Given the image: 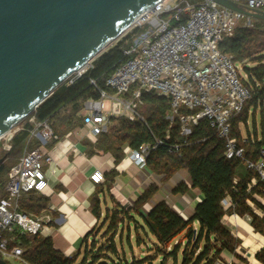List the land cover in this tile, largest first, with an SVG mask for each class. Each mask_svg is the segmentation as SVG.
Listing matches in <instances>:
<instances>
[{
	"label": "trees",
	"instance_id": "16d2710c",
	"mask_svg": "<svg viewBox=\"0 0 264 264\" xmlns=\"http://www.w3.org/2000/svg\"><path fill=\"white\" fill-rule=\"evenodd\" d=\"M185 20L186 16L183 17V21ZM241 24L235 28L231 36L223 37L219 47L222 51L232 54L237 65H243L244 76L241 80L250 89L251 98L232 118L231 136L236 137L239 144L244 146L245 157L256 161L259 159L260 150L264 147V140L259 142L258 138L247 136L244 137L247 138L244 141L239 124L248 121L251 109L254 114L256 107L264 103V20L252 19L251 26ZM141 30L134 29L132 33L112 43L94 58L92 66H89L85 73L73 83L65 81L60 84L35 108L31 113L35 122H48L54 134L45 143L31 136L35 124L25 119L20 129L13 135L11 146L0 158V203L7 198L8 192L5 186L9 171L18 163L24 152L39 149L46 153L71 131L84 126V117L81 114L84 102L88 99H98L103 89L110 91L105 85L106 79L116 66L126 60L123 49L132 42V36ZM248 63L255 65L250 67ZM93 80L96 85L92 84ZM141 99L144 108L141 107L140 110L145 116L146 124L122 117H110L107 130L98 135L95 146L112 153L118 163L124 156L125 146L137 148L144 143L163 140V143L148 156L147 169L160 176V181L163 182L168 181L179 170L186 169L189 173L190 185L182 181L172 192L184 194L190 188H198L201 192V201L196 204L193 214L187 219L165 201L156 203L149 212L145 213L142 208L159 188L153 183L135 200L131 208L118 206L106 212L105 222L109 223V230L116 233L121 223L134 221L141 216L149 232L166 247L165 252L171 249L169 246L172 242L184 234L183 240L180 239L174 245L172 253H164L163 264L172 254L177 264V253L181 246H184L182 264H215L216 261L221 260L220 256L224 250L246 262V259L236 252L239 240L222 222L226 212L222 200L229 195L233 201V207L230 209L239 215H250L255 230L264 235V215L259 217L245 201L247 198L256 201L253 194L260 193L258 187L247 191V183L252 176H256V172L247 169L246 175L238 182H234L236 169L240 165L244 166L243 161L237 157L227 158L224 155L225 142L217 137L215 129L207 119L193 124L190 133L184 135L180 133L179 118L174 117L172 122L167 118L170 109L168 97L150 91L144 92ZM167 135H169L168 139ZM174 143L183 144L179 153L171 150L170 145ZM7 163L10 164L8 167ZM115 174L116 171L111 170L107 179L105 177V181L98 185H105L109 190ZM48 202L49 197L46 195L30 191L21 195L18 205L21 211L38 216L47 210ZM259 206L264 210V206L260 204ZM91 208L99 218L100 198L96 190L91 197ZM196 222L197 231L194 228ZM91 234L92 231L84 237L82 243L85 260L89 257L90 246L96 248L95 239L89 240ZM3 236L7 238L9 248L19 246L24 250L22 257L28 264H73L75 260L74 256H68L56 249L52 239L43 236L40 231L21 233L15 229L10 233L5 230ZM184 240L186 243L183 245ZM108 241L110 244L103 246L102 249L106 248L107 251L118 256L115 239L110 238ZM198 247L201 249L196 254L195 250ZM158 251L162 249L158 247ZM100 256L96 254L92 258L97 259ZM256 258L264 264V250L259 251Z\"/></svg>",
	"mask_w": 264,
	"mask_h": 264
},
{
	"label": "built area",
	"instance_id": "2783aa9c",
	"mask_svg": "<svg viewBox=\"0 0 264 264\" xmlns=\"http://www.w3.org/2000/svg\"><path fill=\"white\" fill-rule=\"evenodd\" d=\"M232 1L254 10L264 8V0ZM240 24L251 26V17L213 0H161L143 13L124 34L142 29L123 49L126 60L106 79L105 85L110 91L103 89L98 99H88L83 104L84 125L90 127L93 140L107 130L110 117L146 124L140 110L142 94L156 91L169 98L167 118L171 122L174 117L179 118L181 134L190 133L191 126L202 119L209 121L217 137L225 142L224 155L240 158L246 170L256 172L247 183V191L258 187L260 193L254 195L263 199L264 147L259 159L253 161L245 157L244 146L231 136L232 118L251 98V91L241 80L240 67L234 62L233 55L219 47L223 37L231 36ZM89 66L72 73L66 81L73 83ZM92 84L96 85L94 80ZM105 100L109 101L108 109ZM29 121L34 122V118L30 117ZM31 136L45 142L54 134L45 121L35 125ZM162 143L163 140H157L137 148L125 146V158L139 169L147 170L148 156ZM182 145L174 143L170 147L179 153ZM43 161L51 163L52 157L44 156L39 149L26 151L9 171L7 198L0 203V256L5 260L12 258L28 264L22 257L24 250L21 247L9 248L8 240L3 236L5 230L10 233L15 229L21 233L41 232L43 222L50 220L44 214L33 216L23 212L18 205L23 193H41L48 187ZM89 177L93 184L105 181L99 168H95ZM222 205L228 211L233 207L232 198L227 195ZM215 264H233V261L218 260Z\"/></svg>",
	"mask_w": 264,
	"mask_h": 264
},
{
	"label": "water",
	"instance_id": "95a60500",
	"mask_svg": "<svg viewBox=\"0 0 264 264\" xmlns=\"http://www.w3.org/2000/svg\"><path fill=\"white\" fill-rule=\"evenodd\" d=\"M160 1L0 0V139ZM213 1L264 20V9Z\"/></svg>",
	"mask_w": 264,
	"mask_h": 264
},
{
	"label": "crops",
	"instance_id": "0c3cea01",
	"mask_svg": "<svg viewBox=\"0 0 264 264\" xmlns=\"http://www.w3.org/2000/svg\"><path fill=\"white\" fill-rule=\"evenodd\" d=\"M89 128L88 125H84L74 129L44 153V156L52 157V162L43 161V169L46 171L49 183L41 194L49 197V202L47 210L41 214L48 216L50 220L46 219L43 222L41 234L50 237L56 249L68 256H74L75 259L79 258L83 253L84 237L92 231L89 239L93 238L101 230L100 217L105 215L103 206L106 211H109L108 199L111 201L112 209L118 206L131 208L135 200L153 183L158 185V191L144 205L143 212H149L156 203L165 201L186 219L193 214L196 204L201 200L200 190L190 188L184 194L172 192L174 187L182 181L190 185V177L186 169L179 170L168 181L163 182L160 181L161 177L151 170L139 169L125 158V151L122 159L116 163L112 153L95 146L97 139L93 140ZM95 168L102 170L106 179L111 170L116 171L109 190L105 185L92 183L89 176ZM245 175L246 169L240 165L236 169L234 182H238ZM95 190L100 198L99 218L91 208V197ZM253 197L255 198L254 194ZM245 201L259 217L264 215V211L253 205L248 198ZM256 209L260 211V214ZM139 219L142 217L139 216ZM222 222L229 225L231 233L240 242L236 252L242 253L247 260L241 263L235 255L226 250L222 251L221 260H232L233 264H263L256 258V254L264 250V235L255 230L251 216L239 215L230 209L225 212ZM194 228L197 231L198 227L195 223ZM181 236L184 237V234ZM185 243L184 240L182 244Z\"/></svg>",
	"mask_w": 264,
	"mask_h": 264
},
{
	"label": "rangeland",
	"instance_id": "374dc122",
	"mask_svg": "<svg viewBox=\"0 0 264 264\" xmlns=\"http://www.w3.org/2000/svg\"><path fill=\"white\" fill-rule=\"evenodd\" d=\"M251 19H255V18L251 17ZM124 34H125V32L118 39H116L114 42L124 38L126 35H128L130 33H127L126 35H124ZM110 45H108L106 48H108ZM94 58L92 60H90L88 62V64H86L82 69H84L86 66H89L92 63V61L94 60ZM248 64L250 65V67L255 65L254 63H248ZM239 67H240V69H239L240 75H241V77H243L244 76L243 65H240ZM82 69H80V70H82ZM105 103H106V106L108 109L109 108V104H108L109 101L105 100ZM141 107L144 108V105H142ZM81 114H82V112H81ZM30 117L34 118L33 115L31 116V114H29L21 122H19L17 125H15V127L12 128L13 130L11 129L12 134L14 135L17 132V129L19 130V126H22L25 119L29 120ZM33 123L35 125L38 124V122H35V120ZM239 128H240V131H241L243 138L249 136V137H252L254 139L258 138L259 142H262L264 140V103L262 106L256 107L254 114H253V110L251 109V111L249 112L248 121L246 123H240ZM13 131H14V133H13ZM10 133L11 132L4 135L0 139V158L3 156L5 151L7 149H9V147L11 146L13 135L12 136L9 135ZM34 138H35V140H38L36 137H34ZM8 165H10V164L7 163V167H8ZM5 188H6V186H5ZM255 200H257V201H252L251 199H249V201L253 205L262 209L259 206V204L264 206V198L261 199L260 197H258V195H256ZM107 203H108V209L111 210L112 204H111L110 199H108ZM103 212L105 213V215L103 217H100V220H101L100 229L101 230L96 233L95 237L89 239L90 241L95 239V241H96L95 247L96 248L93 249V247L90 246V248H89L90 254L86 260H85V252H84V250H82L83 251L82 255L79 258H76L74 260L73 264H99L101 262H106L108 264H157L158 262L163 260L164 253H172L175 243H177L178 240L183 238V236L180 235L176 241L171 243V247H170L171 249L167 250V252H165L166 247L162 246L158 242L157 238L152 233L149 232L144 221L142 219H139V217L137 219H135L134 221H131V222L125 221L124 223H121L119 228L117 229V232L114 233V232L109 230V223L105 222L106 221L105 217H106L107 211L105 210L104 206H103ZM257 212L260 214L259 210H257ZM195 225H196V227H198V223H195ZM226 226L229 227L228 224H226ZM257 232H260V231H257ZM110 238L115 239V243H116V246L118 249V256L107 251L106 248L102 249L103 246L110 244V241H108ZM158 247L160 249H162V251H158ZM183 247L184 246H181V249L177 253V264H182ZM200 249L201 248L198 247L195 250V253L197 254L200 251ZM96 254L101 255L100 258L93 259L92 256L96 255ZM239 254L241 255L242 258L246 259L242 253H239ZM232 255H234V254L232 253ZM7 260H8V262H10L12 264H25V263H22L18 260L12 259V258L7 259ZM133 261H135V262L133 263ZM150 262H153V263H150ZM175 262L176 261L174 258V254H172V255L167 257L165 264H175ZM239 262L245 263L244 261H241V260Z\"/></svg>",
	"mask_w": 264,
	"mask_h": 264
},
{
	"label": "bare ground",
	"instance_id": "6f19581e",
	"mask_svg": "<svg viewBox=\"0 0 264 264\" xmlns=\"http://www.w3.org/2000/svg\"><path fill=\"white\" fill-rule=\"evenodd\" d=\"M13 130V129H12ZM12 130L10 129V130H8L6 133H4V135H6V134H8L9 132H11L9 135H12ZM3 135V136H4Z\"/></svg>",
	"mask_w": 264,
	"mask_h": 264
}]
</instances>
